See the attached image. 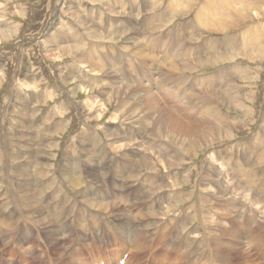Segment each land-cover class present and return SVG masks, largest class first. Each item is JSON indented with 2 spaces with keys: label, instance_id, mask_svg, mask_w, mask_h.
<instances>
[{
  "label": "rangeland",
  "instance_id": "374dc122",
  "mask_svg": "<svg viewBox=\"0 0 264 264\" xmlns=\"http://www.w3.org/2000/svg\"><path fill=\"white\" fill-rule=\"evenodd\" d=\"M129 1L0 0V264H46V257L42 259L46 251H50L52 257L63 264H94L100 261L107 264L109 259L111 264L113 260L116 262L115 259L123 250L121 239L114 236L102 238L103 235L94 238L90 233L86 234L85 238L83 235L86 226L91 230L95 226V221H90L83 229L80 226L83 220H88L89 216L98 218L102 213L92 209L85 202L94 196H104L105 200L119 205L115 209L110 208L113 210L109 212V220H118L116 233L119 237L125 240V230L131 225V237L136 246L143 244L147 247L143 252L134 251L127 241L130 254L125 252L121 260L125 261L124 257L128 255V264H135L138 259L141 260L139 264H191L201 249L200 241H205L204 245L209 244L208 238L212 236L237 241H232L233 248L237 250L227 252V248H224V251L219 248L218 252L223 256L220 260L223 263H214L215 260L209 258L207 249L206 258L211 264H264V254L261 252V246L259 247L260 241H264V191H261L264 188L263 179L250 183L238 176L235 178L232 167L225 164L228 162L223 159L225 156L218 154V151L225 148L229 154L234 144L240 148V143L251 142L254 140L253 136H262L264 46L258 48L259 52L252 55L250 52L249 56H246L240 44L250 40L241 35L242 29L239 27L225 31L215 26H198L200 20L196 22L193 11L187 14L179 11L182 3L178 5L179 8L175 7L178 11L170 9L172 0L167 3L165 0H149V5H145L147 0ZM156 1L160 3L155 5ZM137 8L140 10L139 15L135 11ZM170 13L174 15H169ZM253 16L260 19L254 12ZM262 24L264 26L263 22ZM97 32L104 34L103 40L93 38ZM195 33V40L188 39V36ZM125 34L135 35L137 40H144L151 50L155 49L157 58L163 55L167 59L172 58V62L193 58L198 52L195 47L198 44L209 40L221 43L224 47L215 51L216 58L184 78L179 74L167 75L163 65L165 62L160 61L156 67H162L164 75L163 84L157 90L160 98L157 101L160 106H164V96L173 100L177 111L171 108L168 110L185 123L194 119L203 120L195 117L198 106L203 103L205 107L204 102L212 104L223 114L222 121L235 122L230 130V137H226V140H231L226 141L223 135L218 138L220 133L215 134L213 142L201 147L202 152L197 155L194 163L186 160L182 167L168 170L163 167V163L156 162L153 167L160 170L159 172L144 171L138 179H134L137 167L124 164L128 158L135 157L131 151L138 149L143 153H151L158 141L147 137L146 131L150 129L146 130L149 124L145 120L132 121L134 118L119 114L115 111L116 101L103 103L100 95L104 93L96 88L95 91L85 88L83 82L102 78L105 83H109L110 79L104 75V71L108 69L102 56L119 60L116 65L118 70L115 65L112 66L114 76L126 73L127 79H135L139 73L145 74L149 69L148 65L140 64L138 55L131 51L124 52L122 47L125 41L134 45L133 40L129 43L125 39ZM109 35H112L111 40L107 37ZM233 35L237 37L230 41ZM98 42H102L103 47L100 44L96 47ZM103 42L111 45L109 51H105ZM76 43L79 47L73 53L63 49V46H73L77 45ZM212 54L214 53H204L203 57L207 59ZM125 59H130V64L128 61L126 65ZM216 59L219 60L214 61ZM78 64L77 67H81L86 75H83V78L80 76L82 79L71 80L72 69L77 68ZM157 71L153 74L156 81L162 78ZM188 72L186 71V74ZM118 80L119 78H116V81ZM122 81L125 82L126 79ZM139 82L141 81L137 83ZM141 83L145 88H152L148 83ZM89 84L92 88L93 83ZM229 87L234 90L231 95L226 92ZM232 95L235 97L231 98ZM249 96L252 98L249 99ZM182 100L183 105L192 113L189 117L183 115ZM186 102L188 105H185ZM153 113L157 117L156 120L164 126V113L162 117L160 113ZM148 127L151 128V125ZM36 130L42 132V137L36 135ZM161 135L164 136L165 133L162 132ZM34 139L37 142L41 139L40 143L47 144L43 146L48 150L52 148L50 144H57L59 147L56 154L50 157V160L47 159L52 167H46L44 164L39 168V177L46 176L40 182V188L46 191L37 194L36 187L25 181L29 175L28 171H23L24 167H30L31 164L26 163L30 161L29 152L22 147L27 148L28 140L35 145ZM92 140L102 144L96 149L95 156L90 157L87 164H81V167L64 169L63 159L69 153L67 145L71 144L78 150L89 147ZM167 142V139L163 141ZM225 142H230L231 146ZM10 150L21 154V157L11 155ZM257 157L258 155L250 163H254ZM33 158L38 159V156L34 155ZM204 158L219 169L220 172L215 171L213 175L217 177L219 173L218 182L223 183L219 186H228L229 193L221 195L213 189H210V192L207 184L205 189H201L202 193L193 196L190 202L183 203L184 208H180V205L168 214L148 218L149 212L166 209L172 202L188 197L196 183L189 182L184 184V187L161 189L154 194H150V189L166 181L175 182L188 176L195 170V166H202L203 169ZM240 160L244 162L242 158ZM60 168L64 169V172H59ZM255 168L256 174L262 173L264 164L255 165ZM86 170L91 172L90 175L85 176ZM101 170L104 174L94 178V173ZM126 173H130V176H126ZM62 174L74 175L81 188L72 189L63 183ZM123 175L127 177L125 183ZM168 177L171 180H167ZM260 177H264V174ZM121 186L126 189V194L120 192ZM28 187L30 191L23 190ZM259 187V190H255ZM214 191L218 195H214L215 200L220 202L215 209L218 216L213 215L214 211L207 212V208L203 218L197 219L193 210L196 199H203L208 195L204 194L205 192L213 194ZM256 197L260 200L256 201ZM231 198H240L242 201H232L229 204L227 201L232 200ZM122 200L128 203L123 204ZM224 203L228 207L223 206ZM126 204L129 206L125 207ZM36 206L39 210L42 209L43 213L41 210L40 213L36 212ZM204 207L208 205L204 204ZM123 209H127L129 213L123 212ZM122 213L133 214L137 218L135 221H124ZM42 217L45 218L44 221ZM257 224H260L258 228ZM235 225L245 226L243 231L249 228L248 236L237 240L226 235L225 229H231ZM96 228L100 230L102 227ZM80 239L84 242L80 243ZM214 256L218 258L216 253Z\"/></svg>",
  "mask_w": 264,
  "mask_h": 264
},
{
  "label": "bare ground",
  "instance_id": "6f19581e",
  "mask_svg": "<svg viewBox=\"0 0 264 264\" xmlns=\"http://www.w3.org/2000/svg\"><path fill=\"white\" fill-rule=\"evenodd\" d=\"M165 1L167 3L170 0H165ZM147 2L148 3H145V5H149L150 1L147 0ZM161 2H162V0H161ZM158 3H160V2H157V1L154 2L155 5ZM181 3L183 5H181ZM179 4L181 5L180 8L178 6ZM175 7H178L179 11L183 12V14H187V13H189V11H193L192 14L194 15L196 22L197 21L199 22V20H200V22L198 23V26L199 25H202V27H203V25L215 26V27H220V28H218L219 30H225V31L232 30V29L237 28V27L241 28L242 29L241 35L247 37L250 40V42H242L240 44V47L243 49L244 52H246L245 53L246 56L250 52H251V55L254 52H259L258 48H260L261 46H264V26H262L263 25L262 22L264 23V19H263L264 18V10H263L264 0H172V3H170L169 8L172 10L174 9V11H178V10H175ZM135 11H137L138 15H139L140 10L137 8ZM253 12L256 16H259L260 19H257L255 16H253ZM61 13H62V11H61ZM63 13H65V12H63ZM173 13H170L169 15H174ZM63 15L64 14H62V16ZM153 19H154V17H153ZM260 20H262V22H260ZM135 23H137V22H135ZM154 29H156V28H154ZM213 29H214V27H213ZM142 30H144V29H142ZM207 30H209V29L207 28ZM136 31H137V29H136ZM97 33H96V35L93 36V38L95 39L96 37H98L96 39L103 40L104 34H102V33L97 34ZM92 34H94V32L91 33V35ZM192 35H190V36L187 35L188 39L195 40L194 37L197 34L195 33ZM107 37H109V40L112 39L111 38L112 35H109ZM233 37L236 38L237 35H233L232 37H230L229 40L230 41L234 40ZM125 39H127L129 41V43H130V41L133 40L132 42H134V45H129L125 41L124 42L125 46L123 45V47H122L125 49L124 52L125 51H127V52L131 51L133 54L138 55L137 58L140 60V64L144 65V63H146V66L148 65L149 69L145 72V74L139 73L135 79L134 78H128L127 79L126 73L123 76L117 75L115 73L116 75L114 76L112 72H107V70L104 69L105 70L104 75H106V77L108 79H110L108 81L109 83H105L104 82L105 80L102 78H97L96 80H92V81L89 80L90 82H88V80H83V82L85 84V88L88 87L90 90H93V91H95V88H96L97 90H100L102 93L107 95V96L104 94L100 95L103 103L107 104V102H110V100L116 101L115 102L116 106H117L116 108H118L117 112L119 114L121 113L123 115L130 116V118H134V119H132V121L136 120V119L137 120L138 119L139 120H145L147 122V124H149L148 126L151 125V128H149L148 126L146 127V130L150 129L148 132L146 131V135L152 141H158V143L155 145L153 152L143 153V152L138 151V149H136V150L133 149L131 152L135 154V157L134 158H128V160L124 163L125 165H131L132 164V165L137 167L134 179H138L142 175V173H144V171H146V172H159L160 170L153 167V164H155L156 162L163 163V167H165L168 170L174 169L177 167H182V164H184L186 160L190 161V163H191V161H192V163H194V160L196 159L197 155L200 152H202L201 147L202 146L206 147L211 143V141L213 142V139H214L213 135L220 133L218 135V138L221 137V135H223V137H225V138L222 137L224 140H226V137H230V133H231L230 130L234 126L235 122L234 123H227L226 121H222L223 114L220 113V110H218L217 108H215L214 106H212V104H209L208 102H204L205 107L203 106V103H202L197 108L198 111L196 112L197 115L195 117L201 118L203 120L194 119L191 122L187 121V123H185L184 121L177 118L173 113H171L168 110L169 108H171L172 110L177 111V108L175 106V102L173 100L164 96L163 97L164 106H160L158 104V101H157V99L159 98L157 90H158L159 86L161 84H163L164 70H165L167 75L179 74V75H181V78H184V77L188 76L189 74H192L191 73L192 71L203 67L207 62L211 61V59L213 60V58H216V56H214L217 54V53H215V51L218 49L220 50L224 47L221 43L213 42V41L209 40V42L207 41L203 44H198L195 46V47H197L196 50L198 52H196L197 54L194 55L193 58L192 57L191 58H185V59H180L177 62H172L171 61L172 58L167 59L166 57H163V55L160 58H157V56H155V54H156L155 49L151 50V48L146 44V42L144 40H137V37L135 35L125 34ZM55 42L59 43L58 41H55ZM97 44L98 43H96V45ZM143 44H145V45L143 46ZM106 45H108V44L104 43L105 51H109L111 49L110 48L111 45H109L110 47H106ZM57 47H59V46H57ZM78 47H79V44L73 45V46H63V49L65 51H67L68 53H70V52L73 53V51L78 49ZM224 51H226V50H224ZM121 52L124 53L123 51H121ZM200 52H202V53H200ZM204 53H214V54H212L213 56L211 55L210 57L208 56L209 58L207 57V59H204V57H203ZM261 54H263V53L261 52ZM255 55H257V54H255ZM151 56H152V59H151ZM79 58H80V55H79ZM110 58H112V59H110ZM102 59H104L106 62L111 64V70H112L113 65H115L116 69L118 70L116 65H118L119 60H117L116 58L111 57V56L108 58H104V56H102ZM149 60H150V62H149ZM218 60L219 59H216L214 61H218ZM128 61L130 64V59L129 60L125 59L124 63L127 65ZM160 61L165 62L163 64L165 66L164 70H161V69H163L162 67H161V69H158L156 67ZM77 66H79V64L76 65V67ZM95 67H98V66H95ZM77 68L72 69L73 74H71V80H76L78 78L82 79L83 75H86V72L83 69H81V67H77ZM108 70H110V66H109ZM156 70L159 71V72L158 71L157 72L162 77L160 80H157V81H156V78L153 77L154 76L153 74L155 73ZM78 71H79V73H78ZM114 71L116 72V70H114ZM186 71L187 72L189 71L188 74H186ZM100 72H101V70H100ZM148 76L150 78V81H148ZM116 78H119V80L116 81ZM125 79L127 82L122 81ZM139 80L143 83L144 82L148 83L150 86H152V88H145V85H143L141 82L139 83V85H137V82ZM132 82H134V84ZM89 83H91V84L93 83L92 88L90 87ZM102 88H105V89L102 90ZM233 91L234 90L232 87H229V91L226 90V92L229 95H231V92H233ZM202 93H204V92H202ZM107 97H109V98L107 99ZM200 97H202V96L200 95ZM230 97L234 98L235 96L232 95ZM248 98L250 99L252 97L249 96ZM210 99H211V97H210ZM210 99H208V100H210ZM171 102L174 103V105H172ZM183 104H184V101L182 100L181 107ZM185 105H188V102H186ZM152 111L156 112V113H160L161 117H162V114L164 113V115H165V117H164L165 118V125L164 126L161 124V122L156 120L157 117L154 115V113ZM203 114H205V117H206V115H208V116L205 118V117H203ZM183 115L186 117H189L190 115H192V113L188 110L187 106H184ZM263 115H264V112L261 116V122H264L263 121L264 120ZM263 128H264V125L262 124L261 129H263ZM35 132H36V135L38 137L39 136L42 137V135H41L42 132H40L38 130H36ZM162 132L165 133L164 136L161 135ZM260 135H262V136H260V137L259 136H253L254 140H251V142L243 143L244 145L240 143L239 144L240 148L238 147L237 144H234L232 146L233 149L230 150L229 154H227V151H228L227 148L218 151V154H223L225 156L223 159L228 161L225 164H227V166L232 167L235 178H237L236 176H238L242 180L250 182V183H255L258 180L263 179L262 182L264 185V177H260L264 174V168H263L262 173L261 172L257 173V174L255 173V169H256L255 165H261L262 166V164H264V154H260V153L264 152V149H263L264 130H261ZM159 139H162V140H159ZM165 139L168 140L167 143H163V141ZM29 140H28V142L26 141V143L28 145V146L26 145L27 148L22 147V149L29 152V156H28L29 158L28 157L27 158L30 159V161H28V162L26 161V163H29L31 165H30V167H27V166L24 167L23 171H28L29 175L25 179V181H29L30 185H32V186L34 185V187H36V191H37L36 194H37L40 191H44V190L46 191V189L40 188V182L43 181L46 178V176L45 177H39V174H38L39 168H42V165H44V164L46 165V167H52V166H49L48 161L50 160V157H53L54 154H56V150L59 147L57 146V144L56 145L50 144V147H52V148L50 150H48L47 148H45L43 146V145H47V144H41L40 143L41 139L38 140V142H37V140L34 139L36 141L35 145H33V143L31 144V142H29ZM228 140H231V139L227 138L226 141H228ZM121 141H122V139H121ZM122 142H121V144H122ZM225 143H227V142H225ZM229 143H227V145L231 146ZM100 145H102V144L98 143L97 141L92 140L89 147L85 146L84 148L82 147V148H79L77 150V148L73 147L71 144H68L67 149L69 150V153H67L66 157L63 159V165L65 166L64 169L68 168V167L75 169V168L81 167L82 166L81 164H84V165L87 164L90 161L89 158L90 157L93 158L95 156L94 153L97 151L96 149L98 147H100ZM42 146L45 149H43ZM69 147H70V149H69ZM216 149H218V148H216ZM10 154L13 156L16 155V156L21 157L20 156L21 154H17L15 152H13L12 150H10ZM34 155H37L38 159H34L33 158ZM47 155L49 156V158H46ZM256 155H258L256 161L251 164L250 162L253 161V159H254V157H256ZM210 158H211V156H210ZM241 158L244 160V162H241V160H240ZM47 159H49V160L47 161ZM221 162H222V160H221ZM211 163L207 162V159L204 158L203 169L201 168L202 166L196 167L194 165L195 170L193 172L189 173L188 176H186L184 178H180V179L176 180L175 182L166 181V182L162 183L160 186L150 189V194H154V193H157L161 189L173 188L175 186L184 187L185 186L184 184L189 183V182L194 183V184L196 183V186L192 188V191L188 197H186L182 200H179V201L172 202L166 209L162 208L159 210H155L153 212H149L147 214V217L148 218H156V217H159L161 215L168 214L169 212H171L173 209L179 207L180 205H181L180 208H184L183 203L190 202V200L193 199V196L196 197L197 194L199 195L200 193H202L201 189H205L204 187L207 184L208 185L206 187H207V189H209V191H210V189H213V190H216V192L218 194H221V195H223L224 193H227V192L229 193L230 188L228 186H227V188L225 186H219V185H223L222 182L220 184H219L220 181L218 182L219 173H218L217 177L213 175V172H215V171L217 172V171H219V169L217 167L216 168L213 167V164H211ZM206 164H207V167H205ZM247 164H248V166H247ZM43 169L49 170L47 168H43ZM64 169L60 168L59 172H64L63 171ZM103 170H101L99 172H95L94 178L97 179V178H99V175H103L104 171H105V170L104 171ZM132 170H133V168H132ZM89 173H91V172H89ZM89 173L86 170L85 176L90 175ZM191 175H193V176H191ZM126 176H130V173H128ZM0 177H2V176H0ZM122 178H123V181L125 183L127 177H125V175H123ZM61 179H62L63 183L71 186L72 189L73 188H81L79 186L77 179H75L74 175L62 174ZM100 179H101V177H100ZM103 179H105V178L103 177ZM167 180H171L170 177H168ZM1 182H2V180H1ZM29 187H31V186H29ZM29 187L24 188L23 190L28 192V191H30ZM260 188L261 187L256 188L255 190H259ZM33 189L35 191V188H33ZM261 191H264V188L261 189ZM120 192H125V194H126L127 191H126V189H124L123 186H121ZM210 192L204 193V194H208L209 197H211L210 200H209V197L207 198V196H208L207 195V196H204L203 199H196V204H194L193 210L195 211V213L197 215V219L199 218V220H201L203 218V215L205 214V209H207V208L210 210V211L207 210V212L212 213L214 211L216 215L215 214H213V215L216 217L218 216L215 209L218 208V206L220 205V202L215 200V196H214V195H216V196H218V195L216 194L215 191H214L215 193H213V194ZM262 194H264V192H262ZM240 198H231L232 200H229L227 202L230 204V203H232V201H237V202H239V200L242 201ZM123 200L121 202L123 204H125L127 201L124 202ZM259 200H260V198L256 197V201H259ZM199 201H201V203H199ZM85 202L88 203V205H90V207L92 209H96L97 212L102 211L101 216H99L98 218H94L92 216H89L88 220L85 221V219H84L83 220L84 222L81 223L80 226L84 229V225H87L90 221H95V226H94L93 230L89 229L87 226L85 227V231L83 234L85 236V238H86V234L90 233V234H92V237H94V238H96L97 236L103 235L104 237H102V238H109V237L114 236L116 239L122 240V249L123 250H122V252H120L121 253L120 256L117 259H115L116 262L113 260L112 264H119V261L121 260L122 254H124L125 252H128L129 246L127 245V241L129 242L130 245L133 246L134 251L143 252L145 250V248H147L143 244H139L136 246V242L131 237V234H132L131 233V225H129V227L126 228V230H125V240L122 237H119L117 235L116 226L118 224V220H109V212H111L113 210L110 208L115 209L119 205H116L114 202L105 200L104 196L103 197L94 196L93 199H86ZM131 203H132V201H131ZM204 204L208 205V207H204ZM128 206H129L128 204L125 205V207H128ZM223 206H227V204L224 203ZM36 207L38 209V211H36V212L40 213V210H41L43 213L42 209L39 210V207L38 206H36ZM209 207L213 210H211ZM229 208H230V206H229ZM124 211H127L129 213V211L127 209H123V212ZM0 213H1V211H0ZM37 215L41 216L42 214H37ZM234 215H236V214L234 213ZM122 217H123L124 221L125 220L135 221L137 218L133 214L126 215V213H122ZM251 217L253 218L252 215H251ZM42 220L44 221L45 218L42 217ZM35 221L42 223V221H40L38 219H35ZM108 222L112 223V224L109 225ZM97 226H101L102 227L101 229H104L105 231H102L101 229L97 230V228H96ZM259 226H260V224H257V228ZM235 228L238 230H235ZM244 228H245V226L235 225L231 229H225V232H226V235H228V236L230 235L229 237H231V238L235 237V238H237V240L238 239L241 240L242 238H244V236L247 237L248 236L247 234L250 232L249 228L247 229V231H243L242 229H244ZM195 229H196V227H195ZM210 232H211V229H210ZM87 238H88V236H87ZM99 238H101V237H99ZM99 238H98V242H99ZM22 241H24V239ZM208 241H209V244H205V245H204L205 241H203V240L200 241L199 244H201V249L197 253V257L191 262V264H211V262L206 258L205 251L207 249L209 250L208 253L210 254V257L209 256L208 257L215 260V262L212 260L214 263H216V261L218 263L219 262L223 263L222 260H220L221 258H223V256H221L219 254V252H218L219 248H222L223 251H224V248H227L226 249L227 252H231V250L236 252V250H237L236 248H233L234 247L233 243H232L233 240H231V239L225 240L221 236L218 239L215 236H212V237L208 238ZM79 242L83 243L84 241L82 239H80ZM233 242L237 243V241H233ZM75 246L77 247L78 244H76ZM86 246H85V248H86ZM132 246H130V247H132ZM260 246L262 248V251L261 250L260 251L262 252V254H264V241H260L259 247ZM65 249H67V247H65ZM112 250H114V248ZM213 253L214 254L216 253V256L218 258H215ZM129 254H130V252H128V255ZM128 255H126L124 257V259H125L124 264H128V262H127ZM45 257H46V264H63L60 261H57L56 259H54L52 257V253L50 251H46L43 254L42 259ZM225 257H227V256L225 255ZM80 261H83V260H80ZM140 261H141L140 259L136 260L135 264H139ZM3 262L5 263V261H3ZM76 264H78V262ZM97 264H99V263H97ZM107 264H111V259H109Z\"/></svg>",
  "mask_w": 264,
  "mask_h": 264
},
{
  "label": "crops",
  "instance_id": "0c3cea01",
  "mask_svg": "<svg viewBox=\"0 0 264 264\" xmlns=\"http://www.w3.org/2000/svg\"><path fill=\"white\" fill-rule=\"evenodd\" d=\"M98 44H100L101 45V47H103L102 46V42H98ZM96 45V47H99V45ZM106 47H110L109 45H106ZM97 51H99V49H97ZM110 59H112V58H110ZM103 63L106 65V67H107V69H109V66H110V70H107V72H112V70H111V64L110 63H108V62H106L105 60L103 61ZM102 66V65H101ZM144 66H146V63H144ZM123 75H125V73L124 74H122V76ZM121 76V75H120ZM140 83V82H139ZM139 83H137L138 85H139ZM118 109V108H117Z\"/></svg>",
  "mask_w": 264,
  "mask_h": 264
},
{
  "label": "flooded vegetation",
  "instance_id": "af4514ba",
  "mask_svg": "<svg viewBox=\"0 0 264 264\" xmlns=\"http://www.w3.org/2000/svg\"><path fill=\"white\" fill-rule=\"evenodd\" d=\"M182 107H183V109H184V106H183V105H182ZM115 111L117 112V111H118V109L116 108V109H115Z\"/></svg>",
  "mask_w": 264,
  "mask_h": 264
}]
</instances>
